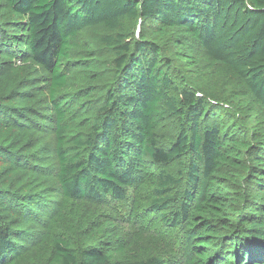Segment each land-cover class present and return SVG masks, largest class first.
I'll return each mask as SVG.
<instances>
[{"label": "trees", "instance_id": "1", "mask_svg": "<svg viewBox=\"0 0 264 264\" xmlns=\"http://www.w3.org/2000/svg\"><path fill=\"white\" fill-rule=\"evenodd\" d=\"M2 1L26 24L9 41L0 32V47L20 54L26 45L49 74L61 196L122 202L128 189L145 187L150 208L162 213L172 203L167 194L183 185L179 208L161 216L183 229L178 264H264V0ZM126 20L140 21L136 37L124 34ZM85 30L96 49L75 41ZM70 68L79 72L73 88ZM204 72L226 86L222 96L235 114L210 102L216 97L200 82ZM6 97L0 115L25 123L17 116L24 109L38 118L40 109L26 107L30 96ZM171 122L178 133L165 144L159 131ZM7 135L2 149L14 140ZM62 223L70 236L86 225L58 213L49 229ZM10 227L0 215V264L19 256ZM112 231L108 241L91 234L80 245L53 238L51 264H167L116 259L121 242Z\"/></svg>", "mask_w": 264, "mask_h": 264}, {"label": "rangeland", "instance_id": "2", "mask_svg": "<svg viewBox=\"0 0 264 264\" xmlns=\"http://www.w3.org/2000/svg\"><path fill=\"white\" fill-rule=\"evenodd\" d=\"M2 2L0 0V32L3 38L9 41L12 34L22 32L20 26H24L26 21L5 12ZM14 26L16 29L12 28ZM139 31L140 21L124 22L123 32L127 36L136 37ZM75 41L82 46L91 45L93 49L98 46L92 40L90 30L83 31ZM8 48L0 47V105L4 104L6 96L14 93L17 97L22 93L31 98L27 104L29 106L26 107L40 109L38 118H29L20 112L25 111L24 109L17 110V116L22 117L25 123L18 117H9L5 113L0 115V139H3L0 144V215L10 224L17 246L19 256L13 264H51L53 238H72V243L80 245L91 234L97 242L101 239L108 241L107 234L111 230L121 242L119 251H114L116 259L140 260L154 256L167 264H178L182 261L183 229L168 227L161 221V216L179 208L183 185L175 187L167 194L172 203L162 213L150 208L153 192L145 187L128 189L127 197L122 202H74L61 196L55 176L57 166L52 130L54 121L49 103V74L31 61L26 45L20 46L23 50L20 54L18 48L11 53L6 51ZM211 74L212 72H204L200 78L203 86L209 92L215 93L212 96L216 99L210 102L232 111L229 101L226 102L222 96L225 92L223 87L226 86L220 87L213 82ZM69 77L72 79L69 87L73 88V84L79 83L77 69H71ZM25 103L23 100L22 104ZM236 117L242 121L240 116ZM12 122L15 128L7 131ZM246 125L242 122L243 128ZM178 129L177 122L163 125L159 131L163 142H171ZM7 132L14 136V140L11 145L2 149L1 147L7 145L10 140ZM21 133L24 135L22 145L19 143V138L23 137ZM26 159L29 161L23 166L22 161ZM22 168L28 172H21L24 171ZM166 171L173 174L176 172L171 168ZM58 213L76 227L79 223V226L86 224L84 231L77 236H70L63 223L60 227L54 226L50 230V223ZM108 223L113 225L111 230L106 229ZM115 245L118 246V243Z\"/></svg>", "mask_w": 264, "mask_h": 264}]
</instances>
